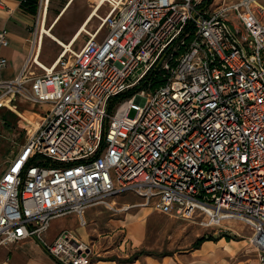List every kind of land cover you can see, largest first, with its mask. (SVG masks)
Here are the masks:
<instances>
[{"label": "built area", "instance_id": "1", "mask_svg": "<svg viewBox=\"0 0 264 264\" xmlns=\"http://www.w3.org/2000/svg\"><path fill=\"white\" fill-rule=\"evenodd\" d=\"M106 2L78 52L46 68L37 51L0 81L1 100L46 107L0 177V246L30 238L59 264H91L72 231L47 239L51 220L85 226L87 208L131 193L205 227L243 223L264 264V0ZM9 43L0 29V67Z\"/></svg>", "mask_w": 264, "mask_h": 264}, {"label": "rangeland", "instance_id": "2", "mask_svg": "<svg viewBox=\"0 0 264 264\" xmlns=\"http://www.w3.org/2000/svg\"><path fill=\"white\" fill-rule=\"evenodd\" d=\"M214 1L217 2L219 0ZM95 3L96 1L94 0H75L58 21L52 30L53 33L67 43L77 28L82 24L87 14L92 10ZM56 4H59L56 0H50L47 14V27L53 22L52 10ZM107 5L108 3L105 2L100 7L98 16L94 17L89 23L88 30L90 33L102 25L101 18L107 12ZM89 32L83 33L74 43L72 47L73 52H78L86 43L89 39ZM105 32L106 27L103 26L99 36ZM62 50H64L62 45L48 36H44L42 45L40 44L38 50V56H40L39 59L43 64L50 67L61 54ZM72 55V52H68L66 57L68 58ZM31 71H34L36 74H42L44 72L35 63ZM135 77L136 75L132 79ZM24 86L27 90H30V82H26ZM4 100L5 102L8 100V104L11 107L4 105L0 108V177L8 162L16 156L24 145L28 134L38 127L39 121L46 110L44 105L32 102L25 96L16 95L10 100L8 98ZM130 115L134 116L135 112L132 111ZM141 200L136 195L126 193L120 197H116L115 204L121 206L120 204L126 201L140 202ZM136 212L134 209L127 213H115V211L104 205H96L89 207L87 212L85 211V219L87 222L85 226L80 224V219L75 214H69L57 220H52L50 223L52 226L51 231L55 232L56 230L65 228L72 230L77 236H81L86 232V236L83 239L92 249V258L99 257L101 259L116 258L118 255L121 257L124 256L127 259L131 256L142 257L144 255L161 256L172 254L180 250L192 248L193 243L200 237H214L230 233L232 237L236 236L240 238L239 235L246 236L248 232V228L245 227L246 225L244 226L239 221H229L220 227H205L200 224V218L198 217L184 219L170 216L148 207L145 210L141 209L136 215V218L141 215L139 222L145 226V230L142 243L134 244L132 238L130 239L127 236V229H113L114 227L110 223L112 219L123 220L128 218L129 214H135Z\"/></svg>", "mask_w": 264, "mask_h": 264}, {"label": "crops", "instance_id": "3", "mask_svg": "<svg viewBox=\"0 0 264 264\" xmlns=\"http://www.w3.org/2000/svg\"><path fill=\"white\" fill-rule=\"evenodd\" d=\"M68 1L56 0L59 4H56L52 10L53 21L63 14ZM26 2L27 0H0V29H8L10 42L7 47L1 48V55L7 58V64L4 67H0V81H10L16 78L23 70L28 59H32L40 47L38 37L45 15H43L45 0H37L38 7L36 11H33L30 4H26ZM46 11L48 14V7ZM45 25L47 27V19ZM138 203L140 202L126 201L120 204L121 206L116 204V210H113L115 213H127L134 209L137 212L129 214V217L123 220L112 219L110 223L114 227L113 229H127V236L130 239L132 238L134 244H137V237L141 238L142 243L145 230V226L139 222L141 215L138 218H136V215L141 209L145 210V208H148L136 205ZM67 215L56 217L52 220H57ZM245 227L248 228L247 235H239L240 238L232 237L230 233H226L214 236L211 240H205L196 248L192 246L190 249L180 250L172 254L131 256L127 259L119 255L110 259L97 257L92 258L91 264H261L257 258L256 250L249 241L252 231L249 227ZM51 229L52 226L50 225L47 232L48 240L55 239L60 231L68 230L61 228L53 232ZM85 236L86 232L77 237H81V240L84 241L83 238ZM0 264L59 263L45 250L40 242L27 238L0 246Z\"/></svg>", "mask_w": 264, "mask_h": 264}, {"label": "bare ground", "instance_id": "4", "mask_svg": "<svg viewBox=\"0 0 264 264\" xmlns=\"http://www.w3.org/2000/svg\"><path fill=\"white\" fill-rule=\"evenodd\" d=\"M74 0H69L68 1V4L66 5L64 11H63V14H61L58 19H56L55 21L52 22V24L49 26V27H46V19H47V11L45 12V15H44V19L42 20V25H41V28H40V35H39V45L41 44L42 45V41L44 39V36H48L49 38L53 39L54 41L58 42L60 45H62L64 47V50H62L63 53H68L69 51H73L72 47L74 45V43L79 39V37L83 34V33H86V32H89L88 30V25L89 23L92 21V19L96 16H98V11L100 9V7L107 1V0H94L96 1V3L94 4L92 10L90 11V13L88 14V16L84 19V21L82 22V24L77 28V30L74 32V34L71 36L70 40L65 43L63 40H61L58 36H56L54 33H53V29L54 27L56 26V24L58 23V21L62 18V16L64 15V13L67 11V9L72 5ZM47 4V7H49V4H50V0H47L46 2ZM90 33V32H89ZM93 34V32H92ZM61 52V53H62ZM40 56H37L34 57V61L35 62H38V63H41L44 67L47 68V66L45 64H43L41 61H40ZM58 58V57H57ZM56 61V60H55ZM54 61V62H55ZM12 99V98H11ZM8 106V107H11L9 104H8V100L5 102V100H0V108L2 106ZM13 106V105H12ZM29 119V118H28ZM27 120V119H26ZM239 226V225H238ZM243 226V225H242ZM241 226V227H242ZM240 227V226H239ZM236 228V227H235ZM136 243H140L141 244V238L137 237L136 238Z\"/></svg>", "mask_w": 264, "mask_h": 264}, {"label": "trees", "instance_id": "5", "mask_svg": "<svg viewBox=\"0 0 264 264\" xmlns=\"http://www.w3.org/2000/svg\"><path fill=\"white\" fill-rule=\"evenodd\" d=\"M212 0H205L203 2L204 5H207L208 3H210ZM26 4H30L31 8L33 11H36L37 10V7H38V2L37 0H27ZM147 80V79H146ZM146 80H143L140 82V84H138L133 90H130L128 91L127 93L125 94H122V95H119L118 97H114L112 101H115V100H118L120 98H123L127 95H131L132 92H134V90H137L141 87H143V85L145 84ZM161 82H156L154 83V86L160 84ZM213 237H208V236H205V237H200L198 238L194 243H193V247H198L202 242H204L205 240H211Z\"/></svg>", "mask_w": 264, "mask_h": 264}]
</instances>
